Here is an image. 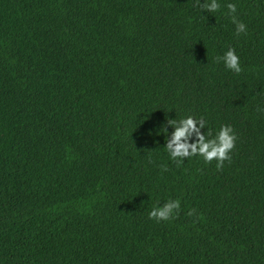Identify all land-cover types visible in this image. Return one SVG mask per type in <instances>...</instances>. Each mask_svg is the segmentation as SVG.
<instances>
[{"label":"trees","instance_id":"trees-1","mask_svg":"<svg viewBox=\"0 0 264 264\" xmlns=\"http://www.w3.org/2000/svg\"><path fill=\"white\" fill-rule=\"evenodd\" d=\"M218 3L0 0V264H264V0ZM187 115L221 167L168 159Z\"/></svg>","mask_w":264,"mask_h":264},{"label":"clouds","instance_id":"clouds-1","mask_svg":"<svg viewBox=\"0 0 264 264\" xmlns=\"http://www.w3.org/2000/svg\"><path fill=\"white\" fill-rule=\"evenodd\" d=\"M194 7H198L202 12L214 13L220 9L218 0H194ZM227 12L224 13L232 19L235 24L237 34L245 31V25L239 22L232 15L236 12V6L233 3L226 5ZM222 60L224 67L233 73L241 72L240 57L231 47L223 52V55L217 58ZM264 111V109H258ZM171 132H168V128ZM164 136V149L167 152L168 159L177 166L184 162L185 158L196 156L202 158L205 163L216 161V167L222 166L223 162L230 159V151L234 148L236 135L231 125H221L215 135L205 127V121L202 117L193 118L192 115L184 116L178 120L167 119L160 124L157 130H161ZM201 129H206L201 131ZM151 133V132H149ZM206 135L212 138L206 139ZM179 210L178 200H168L159 207H153L148 212V218L159 223L174 218L175 211ZM191 214V213H189Z\"/></svg>","mask_w":264,"mask_h":264}]
</instances>
